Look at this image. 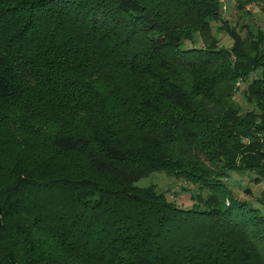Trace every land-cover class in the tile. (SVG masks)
Listing matches in <instances>:
<instances>
[{
  "label": "trees",
  "instance_id": "1",
  "mask_svg": "<svg viewBox=\"0 0 264 264\" xmlns=\"http://www.w3.org/2000/svg\"><path fill=\"white\" fill-rule=\"evenodd\" d=\"M222 1L264 13L0 0V264H264V210L226 182L264 181V33ZM160 172L206 196L135 186Z\"/></svg>",
  "mask_w": 264,
  "mask_h": 264
},
{
  "label": "rangeland",
  "instance_id": "2",
  "mask_svg": "<svg viewBox=\"0 0 264 264\" xmlns=\"http://www.w3.org/2000/svg\"><path fill=\"white\" fill-rule=\"evenodd\" d=\"M222 2L223 18L229 22L236 32L240 33L242 39L247 37L246 27L250 28L254 33H256L257 29L264 33V13L262 12L261 5H247L244 11H241L236 9L233 1ZM219 25L218 23L212 25L214 38L218 40L220 46L228 48L231 46L232 41L225 32L219 29ZM254 40H256V37ZM201 44L199 42V45ZM254 77L255 74H252L248 83ZM246 85V83H241L239 87L243 89ZM244 92L240 91L236 94L235 102L239 104L244 112L251 111L254 109V105L247 101L244 97ZM226 182L237 198L249 200L256 206L259 203L262 206L261 209L264 210V197L261 195L264 191V181L255 183L248 174H230ZM135 186L140 188L153 187L157 192L164 193L168 200L184 208L192 204L193 199L191 197L194 194L200 193L203 197L206 196L204 191L197 190V187L192 183L173 179L168 177L164 172L151 173L137 181ZM258 199H261V203L258 202L260 201Z\"/></svg>",
  "mask_w": 264,
  "mask_h": 264
}]
</instances>
